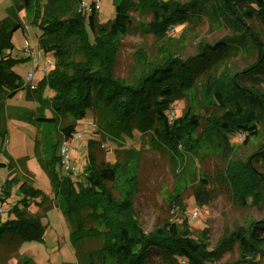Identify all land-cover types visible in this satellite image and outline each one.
<instances>
[{
  "label": "trees",
  "instance_id": "trees-1",
  "mask_svg": "<svg viewBox=\"0 0 264 264\" xmlns=\"http://www.w3.org/2000/svg\"><path fill=\"white\" fill-rule=\"evenodd\" d=\"M82 2L13 0L9 16L0 20V102L5 105L23 88L14 69L22 59L13 57L8 50L13 49L12 31L21 23L20 12L33 9V22L41 28L39 46L55 58L53 69L35 87L27 88L29 100L43 96L46 88L55 92L49 99L52 115L41 111L33 116L34 121L59 125L64 143L74 138L79 122L97 109L101 115L99 130L107 135L132 138L136 130L143 131L153 147L169 153L174 161L200 153L220 157L226 162L221 177L230 187L232 202L239 208L261 206L264 173L256 163L264 158V144L247 160L232 161L231 133L245 134V144L264 133V38L252 25L257 20L264 31V0L138 1L140 7L151 12L153 20L148 29L160 40L178 24L199 25L206 14L229 28L232 35L213 44H201L187 59L168 57L142 73L136 82L117 77L115 61L120 40L133 22L130 10L138 4L116 0L114 17L101 22L98 10L85 12ZM242 56L256 59L246 70L234 72L228 64ZM249 74L261 79V87L243 82ZM184 96L190 100L182 115L171 118L169 110ZM95 143V139L88 140L87 161L79 179H73L71 173L59 174L62 155L53 153L40 161L55 181L58 208L71 224L70 235L81 264H89L88 258L80 254V246L90 238L92 230L86 225L90 222L108 228L109 235L99 250L112 264H150V253L155 250L166 256L168 264L260 263L264 256V219L238 233L235 240L241 256L234 262L219 263L221 250H211L207 237L195 238L188 224L164 223L146 233L132 211L137 188L129 185H134L135 173L126 171L130 176L125 178L124 189L129 190L120 200L108 188L109 183L118 181L128 164L135 168L138 156L126 162L99 161ZM202 174L190 185L200 205L214 197L209 177ZM14 184H19L23 196L12 209L15 218L5 222L0 219V244L9 239L22 243L42 239L47 230L42 222L44 215L31 212L30 207L36 203L47 214L52 209L50 197L32 182L12 175L1 185L0 201L6 200ZM176 191L174 196L181 200L183 189ZM232 244L224 239L221 246L232 248Z\"/></svg>",
  "mask_w": 264,
  "mask_h": 264
},
{
  "label": "rangeland",
  "instance_id": "rangeland-1",
  "mask_svg": "<svg viewBox=\"0 0 264 264\" xmlns=\"http://www.w3.org/2000/svg\"><path fill=\"white\" fill-rule=\"evenodd\" d=\"M83 1L90 4L93 0ZM130 1L138 4L140 0ZM174 1L185 3L190 0ZM115 2L116 0H100L99 21L104 22L114 17ZM12 7L13 0H0V20L9 16ZM130 15L133 22L129 32L120 40L115 61V75L130 82H136L142 73L168 57L187 59L198 51L201 44H213L232 35L229 28L206 14L199 25L178 24L168 31L165 39L160 40L148 29V24L153 20L148 9L144 10L138 4L137 8L133 7L130 10ZM19 16L21 23L12 31L13 49L8 52L13 57L22 59L14 69L20 75L19 81L23 88L15 97L6 100L5 105L0 102V163L10 165L0 166V193L1 185L13 175L15 179L32 182L34 187L47 194L51 199L52 209L43 214L36 203L31 205V212L44 215L42 222L47 225L44 237L26 240L23 243L18 239L13 241L9 239L0 244V264H81L82 258L77 255L71 239V224L58 208L55 181L40 164V161L46 160L53 153L61 157V148L64 145L61 127L56 124L38 123L33 119V116L41 111L48 116L52 115L49 99L55 92L51 88H46L43 96L38 99L29 100L26 96L27 88L36 86L46 75L43 68L48 62H52L49 71L53 69L55 58L51 53L43 52L39 46L38 35L41 28L38 23L33 22V9L22 11ZM252 25L257 28L260 35L263 33L264 38L259 21L255 20ZM27 43L31 48L30 54L25 52ZM255 59L256 56H242L229 63L228 67L234 72L244 71ZM30 72L34 73L33 79L24 87ZM257 77L249 74L243 78V82L248 86L261 87V79ZM188 100L189 96H184L174 102L172 109L169 110L171 118L182 115ZM46 105L48 108H45ZM99 112L97 109L90 111L88 116L79 122L74 138L64 145L69 150L71 163L76 169V174H72V178L82 177L87 161V143L91 138L96 140L94 147L99 161L126 162L128 158L138 156L135 168L132 169L128 164L118 181L109 183L108 188L116 200H120L122 194L129 190L124 189L125 178L127 175L130 176L126 171L135 173L134 185H129L137 188L132 211L143 230L148 233L164 223L178 226L188 224L195 238L207 237L211 250H221L217 258L219 263L237 261L241 253L235 239L238 233L247 230L252 222L264 219V198L259 207H237L232 202L229 185L222 182L221 175L226 162L220 157L200 153L174 161L169 153L153 147L143 131L136 130L132 138H116L103 133L98 125V120L101 119ZM204 112L203 108L202 113ZM231 138L234 143L232 161L247 160L253 153L260 152L264 144V133L247 144L244 143L245 134L240 132L231 133ZM56 149L57 152L54 151ZM59 164V174H66L62 166V157ZM256 166L264 173V158L261 163H256ZM202 173L209 177V187L214 193L213 199L204 205L197 203L193 189L190 188L191 183H196L198 175H203ZM177 189H183L181 200L174 196ZM20 191L19 184H14L6 200L0 201L2 222L15 218L12 209L23 196ZM121 216L119 214V217ZM86 225L92 231L88 233L90 238L81 243L80 254L88 258L89 264H112L108 260L109 257H102L99 250L105 237L109 235L108 228L95 222ZM94 231L97 234H93ZM224 239L233 241L232 248L221 246ZM150 264H168V259L163 253L155 250L150 253ZM247 264H264V256L260 263L251 261Z\"/></svg>",
  "mask_w": 264,
  "mask_h": 264
},
{
  "label": "built area",
  "instance_id": "built-area-1",
  "mask_svg": "<svg viewBox=\"0 0 264 264\" xmlns=\"http://www.w3.org/2000/svg\"><path fill=\"white\" fill-rule=\"evenodd\" d=\"M100 7V0H93L92 3L90 4H86L84 3V1L82 2V8L85 12H90L92 11L93 8L95 9H99ZM25 52L27 54H30L31 53V48L29 46V44L27 43V46L25 48ZM52 66V62H48L45 67L43 68L44 72L47 73L49 71V69L51 68ZM33 76H34V73L33 72H30L28 75H27V78H26V86L29 85L33 79ZM31 87H35L34 85H32ZM67 144V142L65 141L64 142V145ZM63 147L61 148V155H62V166L63 168L65 169V171L67 173H71V174H76V169L75 167L72 165L71 163V158H70V154H69V150L66 148V147Z\"/></svg>",
  "mask_w": 264,
  "mask_h": 264
}]
</instances>
